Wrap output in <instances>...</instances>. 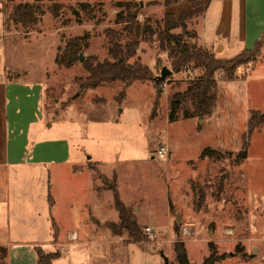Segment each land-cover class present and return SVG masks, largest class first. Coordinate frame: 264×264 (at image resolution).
<instances>
[{
    "label": "rangeland",
    "instance_id": "374dc122",
    "mask_svg": "<svg viewBox=\"0 0 264 264\" xmlns=\"http://www.w3.org/2000/svg\"><path fill=\"white\" fill-rule=\"evenodd\" d=\"M192 1L210 2L213 23L220 17L228 19L221 7L230 5L231 45L223 50V42L213 32L209 46L199 42L197 25L204 14L187 19L186 30L178 27L171 33H183L196 47L213 48L220 59L253 46L258 38L253 12L250 6L247 25L240 0H0V86L6 88L5 77L7 83L17 78L42 83L44 88L42 118L26 138L29 130L24 121L34 112L31 96L14 102L9 97L6 105L1 101V117L4 106L7 113V146H15L16 135L20 146L29 149L42 148L47 139H69L72 147L99 164L93 166L95 185L102 194V200H91L85 192L89 172L68 176L55 166H48L51 171L27 164L9 166L0 171V230L10 229L12 240L48 241L42 251L59 256L51 264H166V257L173 264L177 240L184 242L193 264H201L210 254V243L218 255H224L218 264H264V126L253 132L247 157L238 158L250 111L264 113V46L256 61L238 67L235 79H223L217 72L216 107L201 118L185 117L180 105L175 107L176 117L170 118L174 95L202 73L173 71L157 34L141 38L128 62L138 60L153 76L167 66L172 74L163 83L133 82L121 97V81L91 89L78 82L87 76L83 67L87 58L110 59L115 42L125 44L133 38V23L146 22L151 31L161 30L167 14L178 18L193 8ZM19 2L39 3L35 27L23 28L11 20V8ZM129 11L136 14L132 22L126 20ZM200 35L205 37V31ZM245 35L246 41L241 40ZM71 39L83 45V60L60 66L59 47ZM15 113L22 118L17 124ZM2 128L4 123L1 132ZM3 144L1 136V148ZM162 145L169 149L166 158L157 156ZM208 149L217 152L205 153ZM44 180L52 200H43L42 209L35 204ZM115 193L130 208V221L141 229L142 240L132 239L122 226ZM89 210L99 220L91 219ZM92 220L96 230L88 225ZM147 226L157 239H149ZM31 229L38 232L31 234ZM73 229L78 230V241L70 239L68 232ZM5 255L0 249V264H6ZM21 260L14 258L13 264H25Z\"/></svg>",
    "mask_w": 264,
    "mask_h": 264
},
{
    "label": "trees",
    "instance_id": "16d2710c",
    "mask_svg": "<svg viewBox=\"0 0 264 264\" xmlns=\"http://www.w3.org/2000/svg\"><path fill=\"white\" fill-rule=\"evenodd\" d=\"M193 8L188 11H182L178 18L172 14H167L165 18V25L161 30H152L147 23H133L135 33L133 38L125 44L114 43L110 50V59L99 61L95 57H89L83 62V67L87 72L85 78L78 79L80 86L83 89L94 88L97 84L111 83L113 81H121L124 83L123 90L120 94L124 96L126 88L133 82H149L156 80L158 83H163L165 80H159L158 76H153L152 71L148 66L142 64L138 60L130 63L128 59L136 54V48L141 40L145 37L157 34L161 47L167 51L171 59L173 71L182 70L185 65H192L198 69L202 74L200 77L192 79L185 90L178 92L172 99V109L170 111V118H175L178 107H182L183 115L185 117H203L206 114L212 113L217 103V84L216 74L221 72L223 79L233 80L236 78L237 69L241 65H245L250 61H256L257 54L261 47L264 46L263 35L258 39L253 48H245L239 54L230 59H220L215 56L211 51L196 47L184 39L183 33H171L172 29L182 27L183 31L186 30V20L195 17L198 14H204L209 1L205 3L201 1H192ZM54 8V13H56ZM41 11L39 3H23L19 2L11 8V20L23 28L35 27L39 23L37 14ZM136 19L134 12L128 13L126 17L127 22H132ZM83 50V45L76 40H68L64 47H59V52L56 56V62L63 67H70L77 60L79 54ZM156 105L153 114L156 111ZM264 126V113L259 110H251L248 120L247 131L242 136L243 144L242 149L238 154V158H246L250 138L253 132ZM206 152H217L208 149ZM204 153V154H205ZM50 201L52 200L49 196ZM114 205L119 211L120 221L123 227L129 230V234L134 240H142L144 234L139 226L130 221L131 210L115 193ZM56 228V224L54 223ZM114 226V224L112 225ZM120 227V226H118ZM210 254L206 256L201 264H218L224 255H218L217 250L213 243H210ZM174 262L173 264H193L191 263L187 248L182 241H175L174 247ZM57 253H44L39 250V259L37 264H51L52 261L58 258Z\"/></svg>",
    "mask_w": 264,
    "mask_h": 264
},
{
    "label": "crops",
    "instance_id": "0c3cea01",
    "mask_svg": "<svg viewBox=\"0 0 264 264\" xmlns=\"http://www.w3.org/2000/svg\"><path fill=\"white\" fill-rule=\"evenodd\" d=\"M240 6H243L246 14V22L248 25L247 20V10L251 6L252 15L251 20L252 23L254 22L256 33H258V38H255L253 42V46H248L247 48H253L256 41L260 39V37L263 35V43H264V0H254L253 3H251V0H240ZM210 6V2L206 8V11L204 13L202 23L197 25V36L200 37V43L208 44L211 43V38L209 33L213 35L216 38L218 35V38L221 39V42H223L222 49L224 50L226 45H231L232 38L227 36L230 35L231 30V7L229 4L224 3L221 7L222 14L225 12L227 14V18L224 21L221 19L216 21V23H213L212 21V8L208 10ZM245 17V16H244ZM245 19V18H244ZM205 31L206 36H199L200 31ZM213 32V33H212ZM254 32V30H253ZM228 38H227V37ZM245 39V40H244ZM241 40L246 41V35L241 36ZM239 42V41H238ZM241 42V41H240ZM208 46H202V48L207 49L214 53L213 48H208ZM240 47V46H239ZM216 56V55H215ZM217 57V56H216ZM218 58V57H217ZM11 70V69H10ZM18 73V72H17ZM25 73V72H24ZM27 74V73H25ZM15 80L11 81L10 83L6 82V79L4 77V86L6 87L3 89L0 86V105L1 101H3L4 105L7 104V99H10V101H18L19 99L23 98H29L31 96V109L34 111L32 113V116L29 117L28 120L24 121V123H27L26 129L29 130L25 135L26 137L30 136V130L32 129V125H37L42 118L39 109H40V99L42 97L44 88L41 85L42 83H34V84H28L24 83L17 78H14ZM27 84V85H26ZM4 90V91H3ZM10 97V98H9ZM1 107V106H0ZM4 116L2 114L1 117V111H0V128L2 123H4V128H2V132L0 131V138L3 137V147H0V171L7 169L11 165L15 166H23V164H27L29 166H35L43 169H49L48 166L56 167V170L62 168L63 171L70 176L72 173L73 175L78 174H85L86 172H89V180L90 182L85 187V192L90 195V199H101L102 200V194L99 192V189L95 185V178H96V168L93 166L96 162L92 160V156H87L85 153H81L79 149H75L70 144L69 139H60V140H44L46 141V145L42 146V148L38 147H32L27 148L26 146L21 147L20 143L18 141L20 138L16 135V144L13 147L7 146V132H6V124H7V113H6V106H4ZM22 120L19 116H17V113L14 114V121L13 123H19ZM38 126V125H37ZM36 128H33V131H36ZM37 132V131H36ZM31 141H29L30 143ZM42 149V150H39ZM99 166L98 163H96V166ZM101 165V164H100ZM93 174L91 175L90 171ZM51 175V173H49ZM72 184V183H70ZM45 180L42 181V184H40V190L38 193V204H35L38 206V208H45L44 201L48 202L50 200L49 196H51L49 187H44ZM49 186V185H48ZM44 187V188H43ZM124 203V201L122 200ZM125 204V203H124ZM89 207V206H87ZM93 211L89 210V216L91 219L99 220L96 215H93ZM97 224V222H96ZM88 225H95V221L92 220L90 224ZM150 227V226H149ZM152 228V227H151ZM88 229L90 231V228L88 226ZM93 229V227H92ZM96 230V225L94 227ZM28 229H24L25 233H28ZM35 230L31 229V234H36L38 231L34 232ZM70 239L71 240H77L79 239V233L78 230H70L69 232ZM12 235L10 229H7L6 232H3L0 230V249H4L6 252L5 258H6V264H13L14 258L21 259V261L25 262V264H37L39 259V250H44L42 245L48 244V241L45 242H39V241H24L21 240L23 238H16L18 240H12ZM53 242H55V237L53 238ZM58 243V242H57ZM16 250H19V256H17ZM45 251V250H44ZM47 252V251H46Z\"/></svg>",
    "mask_w": 264,
    "mask_h": 264
},
{
    "label": "built area",
    "instance_id": "2783aa9c",
    "mask_svg": "<svg viewBox=\"0 0 264 264\" xmlns=\"http://www.w3.org/2000/svg\"><path fill=\"white\" fill-rule=\"evenodd\" d=\"M197 69H195L192 65L188 64V65H185L182 69V73L184 72L185 74H188V75H192V74H195V71ZM194 79V78H192ZM169 155V149L168 147L166 146H160L159 149L157 150V156L159 158H166L167 156ZM186 231V229H184ZM189 232V231H188ZM145 233L146 235L149 237V239L151 240H155L157 239V233L154 232V230L147 226L145 227Z\"/></svg>",
    "mask_w": 264,
    "mask_h": 264
},
{
    "label": "water",
    "instance_id": "95a60500",
    "mask_svg": "<svg viewBox=\"0 0 264 264\" xmlns=\"http://www.w3.org/2000/svg\"><path fill=\"white\" fill-rule=\"evenodd\" d=\"M193 48H196V45H195V44H193ZM79 59H80L81 61L83 60V55H82V53H80V55H79ZM171 74H172V70H171L170 68H168L167 66H164V67L161 69V73H160V75H158V79H159V80H165L166 77H168V76L171 75ZM160 91H161V89L158 90V92H160ZM165 259H166V264H169V263H168V258L166 257Z\"/></svg>",
    "mask_w": 264,
    "mask_h": 264
}]
</instances>
